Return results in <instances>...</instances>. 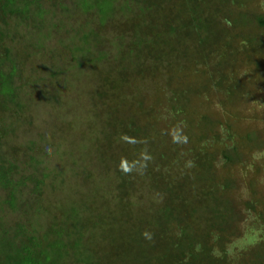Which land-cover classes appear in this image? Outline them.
I'll use <instances>...</instances> for the list:
<instances>
[{
  "label": "trees",
  "instance_id": "1",
  "mask_svg": "<svg viewBox=\"0 0 264 264\" xmlns=\"http://www.w3.org/2000/svg\"><path fill=\"white\" fill-rule=\"evenodd\" d=\"M258 1L0 0V264H264Z\"/></svg>",
  "mask_w": 264,
  "mask_h": 264
},
{
  "label": "rangeland",
  "instance_id": "2",
  "mask_svg": "<svg viewBox=\"0 0 264 264\" xmlns=\"http://www.w3.org/2000/svg\"><path fill=\"white\" fill-rule=\"evenodd\" d=\"M255 5L258 7L259 12H264V0H262V3L259 2V4L255 2ZM252 57V60H249L246 58V55L240 56L236 62L237 65L234 66L236 69L235 72L238 73L241 78L245 79L246 77L248 78L247 82L253 84L250 89V93L252 95L249 96V99L252 101V105L249 103L245 106H242V108L239 110V114L243 113L244 115L243 118H241L243 124L247 123L249 126L258 127L256 136L259 139H263L260 131L262 128H264V79L263 74L260 71H264V49H261L257 54L254 53ZM256 62L261 68L260 71H257L255 68ZM27 90H29V88H27ZM238 97V95L235 96V103L236 101H239ZM240 103H242V101ZM227 119L230 118L227 117ZM222 137H224L223 143L227 144L229 142V133H223ZM211 145L216 146L214 142H212ZM247 159L248 162L245 164L246 168L244 167V164H240L238 167H236L237 172L240 175V181H237V187L240 189L239 191L244 190V194L250 196V190L252 189L251 187L255 186V189L259 191L261 197L264 198V151L256 150V152H252V156L248 157ZM247 228L248 229L245 232V236L243 235L244 231L242 233V240H244V244L239 242V239H237L228 244L230 249L235 250L243 246L249 247L251 245V236H253L254 231H257L258 233V225L255 224V220L253 218H250Z\"/></svg>",
  "mask_w": 264,
  "mask_h": 264
}]
</instances>
